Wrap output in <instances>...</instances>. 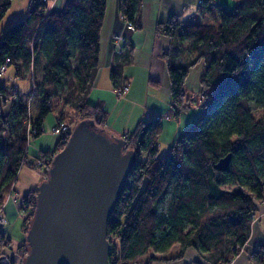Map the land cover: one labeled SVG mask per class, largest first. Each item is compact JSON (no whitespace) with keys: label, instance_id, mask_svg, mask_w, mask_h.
Returning a JSON list of instances; mask_svg holds the SVG:
<instances>
[{"label":"trees","instance_id":"trees-1","mask_svg":"<svg viewBox=\"0 0 264 264\" xmlns=\"http://www.w3.org/2000/svg\"><path fill=\"white\" fill-rule=\"evenodd\" d=\"M50 1L29 0L24 17L0 38V67H12L14 79L26 76L31 81L28 102L22 104L14 81L8 86L0 79V208L21 167H40L36 171L41 182L48 177L53 157L74 127L60 113L54 126L64 123L67 132L55 148L31 159L27 150L42 133L47 116L62 103L77 115V123L124 139L123 151L136 156L107 221L110 264H139L148 253L144 264L173 260L189 248L202 259L192 264H228L247 242L257 206L264 204V0H234L231 8L215 0L197 2V12L215 15L216 24L182 23L174 16L156 23L155 34L170 39L162 58L172 115L178 117L192 106L200 110L196 128L185 131L163 155L158 151L162 125L157 116L141 119L131 131L116 136L107 127L109 114L102 102L87 100L98 68L106 0H67L61 11H50ZM139 3L118 0V11L134 29L140 28ZM10 6L11 0H0V21ZM187 40L192 55L176 64ZM124 56L109 73L118 97L126 92L121 72L132 61L131 46ZM199 63L203 97L197 103L186 96L184 83L189 69ZM251 101L261 112L250 109ZM227 155L228 168L217 170L215 165ZM225 186L239 189L227 191ZM36 188L21 198L24 214L31 212L23 219L21 264L29 250L26 234ZM8 244L0 232V255ZM175 246L177 253L167 257ZM249 260L264 264L257 251Z\"/></svg>","mask_w":264,"mask_h":264},{"label":"crops","instance_id":"crops-1","mask_svg":"<svg viewBox=\"0 0 264 264\" xmlns=\"http://www.w3.org/2000/svg\"><path fill=\"white\" fill-rule=\"evenodd\" d=\"M66 1L67 0H51L49 2V10L61 11L64 8ZM19 9H16L17 12ZM16 10L8 14L7 24H12L20 20L24 15V12L21 13V10L18 13H16ZM198 15L200 17L205 16L197 12V4L193 3L191 0H140L138 6L140 28L130 30L127 26V22L122 18L118 11V0H106V11L99 33L98 68L87 100L92 102L90 96L93 95L95 101L102 102L104 109H106L109 115L111 111L121 103V101L114 99V95L116 97L118 96L116 95L110 81L109 73L113 64H117L124 60V55H127L129 47L131 46L133 56L132 61L131 63H125L121 72V83L128 87L124 94H126L125 96L127 97L128 92L130 93L134 85L136 87H142V89L147 92H153V97L145 96V101L143 103L145 106L144 111L149 110L152 114L151 117L159 116L157 112H161L159 114L164 115L167 126L165 128V125L162 124L160 118L162 131L159 141L166 129V141H168L167 150H169L170 146L176 139L181 137V135L188 129L193 128L195 122L197 123V120L200 117V110L192 106V108L184 111L177 118L172 120L171 102L170 97L168 96L169 79L167 65L162 58V55L168 51L170 39L163 35L157 36L154 29L156 23L166 21L169 16L176 17L182 23H194L192 20ZM188 41L190 40L185 41L181 45L176 64L182 63L187 58L191 57V46L189 51L186 48V43ZM202 71L203 66L201 63L189 69L184 83L187 97L191 98L195 92L200 90L199 79ZM7 75V81L9 78H15L14 69L11 74ZM40 76L41 74L38 72L36 77L39 79ZM17 79L22 81L21 85L15 83ZM25 81H27L28 84L23 83ZM14 83L20 92L21 103L27 104L29 91L31 89V81L28 77L24 76L14 79ZM161 86L168 91V95H165V99L159 98L158 94L151 88L157 87L158 89ZM125 100L129 101V97ZM60 113H62V111L57 109L54 116V123H56L57 117ZM141 115L142 117L140 120L145 118L143 113ZM138 120L139 119H135V124ZM108 122L107 127L111 131L113 126L109 125ZM135 124L133 126H135ZM133 126H128L126 124L123 130L120 129V131L127 133L129 130L131 131L133 129ZM52 128L53 127L50 123L47 132L45 133L44 122L42 133L29 142L27 150L28 159L37 157L42 151H52L55 148L59 136L52 132ZM111 132H113V130ZM123 133L121 132V134ZM121 134L116 133V136H120ZM2 136H5V132L2 133ZM36 169L38 170L40 167ZM36 169L34 170L29 166H23L20 168L17 174V179L0 208L2 215L6 220V223L0 227V232L9 242L8 246L4 248L3 253L11 257L12 264H21L22 251L20 252L19 247L25 238V235L22 232L24 210L22 208L21 198L40 184L42 179ZM258 249L264 251V204L257 206V211L251 223L249 238L238 255L228 264H252L249 260V254L253 251H258ZM174 255L167 257H174ZM193 262H202V259L193 249L189 248L180 258L168 261L154 260L151 264H192Z\"/></svg>","mask_w":264,"mask_h":264},{"label":"water","instance_id":"water-1","mask_svg":"<svg viewBox=\"0 0 264 264\" xmlns=\"http://www.w3.org/2000/svg\"><path fill=\"white\" fill-rule=\"evenodd\" d=\"M126 141L80 121L36 188L23 264H110L106 228L136 160ZM230 155L215 168L226 170Z\"/></svg>","mask_w":264,"mask_h":264},{"label":"rangeland","instance_id":"rangeland-1","mask_svg":"<svg viewBox=\"0 0 264 264\" xmlns=\"http://www.w3.org/2000/svg\"><path fill=\"white\" fill-rule=\"evenodd\" d=\"M28 1L29 0H11V6L10 8L8 9V11L6 12L5 16L2 18V20L0 21V38L2 37L3 35V32L12 24H7L8 22V14H10V12H13L15 11L16 9L18 10L19 8V11L21 10V13L24 12V15H25V11L27 9V5H28ZM193 3H196L197 4V0H191ZM215 2L217 3H220L222 5H224L225 7H229L231 8L232 5H234V0H215ZM16 10V13H18ZM21 15V14H20ZM24 15L22 16V18L24 17ZM21 18V19H22ZM194 23H212V24H216L218 22V19L215 15L213 16H202L200 17L199 15L194 18V20H192ZM186 48L188 49L189 51V48L191 46V43L190 41H188L186 43ZM186 49V50H187ZM13 71L12 67H9L8 70H7V74H11ZM6 74V71H4L3 73H1L0 75V79H1V82L3 83H6L8 86L11 85V81H14V78H9L8 81L6 80V77L8 76ZM4 76V77H3ZM3 77V78H2ZM18 85H21L22 81L17 79L16 82ZM25 84H28L27 81L23 82ZM128 88V87H127ZM152 90H154L157 94H158V97L161 98V99H165V95L167 94L168 95V91L167 89H164L163 86L159 87L157 89V87H151ZM127 91V89H126ZM151 91V90H150ZM126 94H122L121 96L116 97L114 95V99L116 100H119L121 101V103L114 109L111 111L110 115H109V122L108 124L109 125H112L113 128V132L117 134H121V132L123 133V131H120L123 130V128L125 127V125L127 124L128 126H133L135 124V119H139L142 117V113L144 114V117L143 119H148L149 117L152 116V114L150 113V111H144V101H145V96H149V97H153V92H147L145 91L144 89H142V87L140 86H135L131 89L130 93L128 92V95L127 97L125 96ZM157 96V95H156ZM169 96V95H168ZM129 97V101H126L125 99ZM203 95L200 94V90L198 92H195L193 95H192V100L193 102H199L200 99H202ZM90 100L92 102H96L95 99H94V96L91 95L90 96ZM194 107V106H193ZM249 107L250 109L255 113V114H258L259 112H261V108L256 105L253 101H251L249 103ZM60 110L62 111L61 114H63V121L66 123V124H69L71 128L75 127L76 123H77V115L74 114L71 110L68 109L67 105H63L62 103L58 104L56 106V108L53 110V112L51 114H49L47 116V118L45 119V133L47 132V129L51 123L52 127L55 125L54 123V116H55V112L56 110ZM144 111V112H143ZM159 116H161V121H162V124L165 125V128L167 126V122H165V117L164 115H160L159 113L161 112H157ZM192 113V112H191ZM171 118L172 120L174 118H177V117H174L172 114H171ZM138 120V121H139ZM137 121V122H138ZM136 122V123H137ZM49 123V124H48ZM136 125V124H135ZM134 128V126H133ZM193 128H196V122L194 123V126ZM111 130V131H112ZM130 131V130H129ZM164 135V137H163ZM162 135L160 141H159V145L158 146V151H159V154L160 155H163V154H166L168 152V141L167 140V135H166V129H165V132L164 134ZM142 158L144 156H141ZM141 158V159H142ZM225 190L227 191H236L238 190L239 188L236 187V186H225L224 187ZM27 217L30 216V214H26ZM178 250L177 246H175L168 254L169 255H174L176 253V251ZM151 255V253H148L144 256H142L140 258V261H139V264H144L149 256Z\"/></svg>","mask_w":264,"mask_h":264},{"label":"built area","instance_id":"built-area-1","mask_svg":"<svg viewBox=\"0 0 264 264\" xmlns=\"http://www.w3.org/2000/svg\"><path fill=\"white\" fill-rule=\"evenodd\" d=\"M45 1V0H44ZM198 3H201L202 0H197ZM48 11L47 10H44L43 11V14H46ZM127 26L130 30H134V25L131 24L130 22H127ZM5 70L4 66L0 67V75L1 73H3ZM124 89L126 90L127 87H124ZM161 117L160 116H157L156 119H160ZM53 132L55 134H57L58 136H61L62 134L65 135V133L67 132V127L64 123H60L59 125L57 126H54L53 127ZM30 131V130H29ZM28 131V132H29ZM29 136V135H28ZM142 161L144 160V158L141 159ZM31 212H28L26 214H30ZM24 214L23 217H26L27 215ZM6 223V220L4 218V216L2 215L1 213V210H0V227L3 226L4 224ZM257 252H260L262 253V255L264 256V252H261V250L258 249ZM12 260H11V257L9 255H0V264H11Z\"/></svg>","mask_w":264,"mask_h":264}]
</instances>
